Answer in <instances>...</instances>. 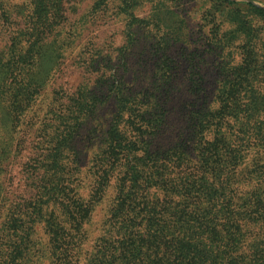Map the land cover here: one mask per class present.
Listing matches in <instances>:
<instances>
[{"label": "trees", "instance_id": "1", "mask_svg": "<svg viewBox=\"0 0 264 264\" xmlns=\"http://www.w3.org/2000/svg\"><path fill=\"white\" fill-rule=\"evenodd\" d=\"M64 2L32 0L29 21L18 29L26 38L14 37L0 53V101L9 100L5 117L12 135L46 86L39 77L40 62L46 46L55 44L48 38L57 26L49 16H60ZM249 11L264 17V8ZM246 16L239 24L244 33L251 23ZM128 33L134 36L133 30ZM63 46L55 49L57 60ZM250 51L258 61L255 43ZM168 62L163 61L147 89H135L120 77L106 96L93 88L92 74L67 95L45 135L28 145L33 149L24 184L29 198L4 204L0 264H40L43 257L50 264H264L261 75L241 78L234 66L212 99L204 97L203 88L194 89L204 104L193 113L189 141L166 146L159 140L169 125L176 76V65ZM238 77L248 84L232 86ZM109 98L115 113L93 159L95 186L87 199L82 184L75 183L80 178L77 135ZM12 135L2 141L0 131V203L5 162L15 146ZM112 181L116 195L103 230L85 249L86 225ZM42 224L49 235L46 249L34 238Z\"/></svg>", "mask_w": 264, "mask_h": 264}, {"label": "rangeland", "instance_id": "2", "mask_svg": "<svg viewBox=\"0 0 264 264\" xmlns=\"http://www.w3.org/2000/svg\"><path fill=\"white\" fill-rule=\"evenodd\" d=\"M31 1L1 3L0 53L14 37L26 38L18 29L29 21L33 12ZM254 7L264 8V0H65L60 16H49L57 26L48 38L56 45L46 46L40 62L39 77L46 86L13 135L5 117L9 100L0 101L2 141L12 135V144L15 143L2 176L0 223L5 219L7 205L16 199L29 198L25 186L29 173L26 163L33 157V149L28 145L38 141L40 133L45 135L67 95L89 75L96 79L93 88H100L106 96L120 77L131 82L135 89H147L153 86L155 73L163 61L169 58L171 62L167 65H176L173 69L176 76L169 99V125L159 140V144L166 146L189 141L193 113L199 104H204L199 103L194 89L203 88L204 97L212 99V92L225 82L223 77L235 72L234 66L239 68L235 73L241 78L259 72L262 78L259 84L264 87V17L249 11ZM244 16L251 21L245 26L246 33L239 25ZM136 21H143V26L135 27ZM166 25L181 32H172ZM130 30L134 36L128 33ZM241 43L248 45L247 48H241ZM254 43L259 62L250 51ZM57 45L64 47L58 60ZM241 78L234 80L232 86L248 84ZM107 101L86 120L77 135L80 163L77 177L80 178L75 183L82 184L81 193L87 199L95 186L93 159L104 144L115 113V101L111 98ZM115 195L112 181L86 225L89 237L85 249H90L102 232ZM34 238L42 244V249L48 247L49 235L43 224L38 226ZM40 264L50 262L43 257Z\"/></svg>", "mask_w": 264, "mask_h": 264}]
</instances>
